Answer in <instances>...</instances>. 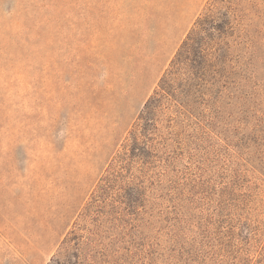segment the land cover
<instances>
[{
	"label": "rangeland",
	"instance_id": "374dc122",
	"mask_svg": "<svg viewBox=\"0 0 264 264\" xmlns=\"http://www.w3.org/2000/svg\"><path fill=\"white\" fill-rule=\"evenodd\" d=\"M0 264H264V0H0Z\"/></svg>",
	"mask_w": 264,
	"mask_h": 264
},
{
	"label": "trees",
	"instance_id": "16d2710c",
	"mask_svg": "<svg viewBox=\"0 0 264 264\" xmlns=\"http://www.w3.org/2000/svg\"><path fill=\"white\" fill-rule=\"evenodd\" d=\"M211 4L207 13L196 19L194 28L178 47L171 61V69L160 79L159 91H155L154 95L145 102V113L150 112L152 106H156L164 92L172 90L176 100L182 99L183 96L191 94V89H197L203 82L211 83V80L214 79L216 72H214L213 66L217 57L216 54L210 55L207 48H210L212 43L219 45L222 42L221 36L228 33L229 11L227 9L225 12L215 11L216 3ZM212 29L215 30V33L212 32ZM203 46L207 48H204V52L201 53L199 49ZM218 48L222 49V46ZM199 57L204 58L203 63L198 60ZM180 73L183 77L179 78ZM177 79H180L181 82L177 86L178 93H175L173 84L175 82L177 84Z\"/></svg>",
	"mask_w": 264,
	"mask_h": 264
}]
</instances>
